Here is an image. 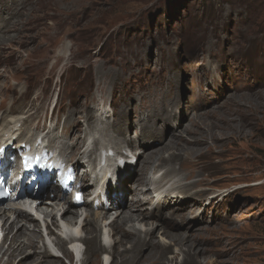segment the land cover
<instances>
[{
	"label": "rangeland",
	"instance_id": "rangeland-1",
	"mask_svg": "<svg viewBox=\"0 0 264 264\" xmlns=\"http://www.w3.org/2000/svg\"><path fill=\"white\" fill-rule=\"evenodd\" d=\"M8 109L27 115L33 129L56 125L55 142L106 123L95 153L101 141L115 157L120 144L131 145V154L122 151L137 173L124 188L127 204L144 169L136 142L153 143L146 153L154 159L195 120L222 131L237 119L244 137L201 165L213 183L236 180L203 188L210 194L190 222L163 226L190 236L189 264H264V0H0V112ZM71 161L77 171L82 167ZM43 248L40 241L36 250ZM141 250L148 254V247ZM172 255L178 256L166 254Z\"/></svg>",
	"mask_w": 264,
	"mask_h": 264
},
{
	"label": "bare ground",
	"instance_id": "bare-ground-1",
	"mask_svg": "<svg viewBox=\"0 0 264 264\" xmlns=\"http://www.w3.org/2000/svg\"><path fill=\"white\" fill-rule=\"evenodd\" d=\"M234 119L229 120L227 129L222 131L203 125L201 121L191 122L189 132L185 131L180 134L179 138L178 135H172L166 146V153L171 155L167 159L165 158L166 153L154 159L150 158L151 151L150 154L146 152L151 149H147L149 144L153 143L145 139L135 141L136 144L142 143V152L140 150L138 152L144 158L142 160L138 157L136 162L143 161L140 167L144 164V169L142 167L139 170L138 179L132 183L133 188L129 194L131 201L127 204L123 202L124 188L127 186V182L132 181V178L135 177L133 176L134 171L130 172L131 167L135 165L125 161V167L122 169L117 166L116 162L118 158L128 159L122 151L131 154V145H128L129 143L120 144L119 152L116 153L119 157L109 158L107 156L102 163L99 157L100 151L98 149V155H96L97 152L94 151L96 146L94 145L100 143L101 135L104 136L108 129L105 122H103V124L105 123L103 127L93 128L91 131L93 136L90 131H87L86 135L84 130L87 127L84 126V130H79L80 134L76 136V140L75 136L71 135L73 139L71 137L55 142L52 136L57 130L56 125L48 131L40 129L39 126L37 129H33V124L27 125L30 121L27 115L13 114L11 109H8L6 113L0 112V147L10 146L12 143V148L9 147L8 152H13V149L16 154V146L32 147L37 143L40 144L37 148H46L50 158L56 161L70 165L72 164L71 159L76 160L78 164L79 161H82V168L76 172L80 176L76 183L80 184L81 188H90L85 192L86 196L81 206L71 203V195L69 197L59 196V192L54 186H48L38 196L30 195L35 198V201H38L34 210L31 207L21 209L13 201L4 200V205L0 207V226L3 225L0 233L4 234L3 242L0 244V264H63L64 262L55 249L61 251L71 261V264H74L72 262L74 250L66 248L63 236L84 245L85 250L80 264H102L101 256L104 261L108 260L109 264H167V261L169 264H177L178 257L182 256L181 264H189L194 256L191 246L186 245L190 236L187 238L186 235L180 233H171L168 227L163 226V222L174 219L190 222L189 215L198 207H202V199L210 194V190L203 188L216 187L221 183L236 180L228 176L213 183L211 177L204 178L207 169L201 168L206 158L214 157L216 154L224 155L233 144H237L239 138L244 137L245 128L240 127L239 121ZM67 130L66 124H63L60 133L67 136ZM140 131V138H142L144 133L142 129ZM86 138H90L88 141L91 139L92 141L88 144ZM117 140L119 139L114 141L116 146ZM109 144H104L101 141L99 148L107 151ZM76 147L78 149L72 153ZM185 162L187 164H185L184 170L178 171L173 167L175 164L180 165ZM86 164L93 167V170L88 171L84 167ZM226 167L223 172L227 173L231 168ZM165 168L169 169L168 174L161 178L158 177L160 171ZM95 171L98 174L96 176H100L99 183L92 182L91 175ZM108 174L109 179H107ZM134 174H137L136 170ZM146 175V179L140 184L139 179H143ZM172 176L176 178L168 184ZM85 178L89 179L88 183H84ZM89 182L92 184L90 185ZM98 185L100 187L97 192ZM138 191L142 195L135 201V197L138 198ZM99 192H101V197ZM120 194H122L121 197H119ZM159 196L162 197L159 199ZM167 199L169 200L166 201ZM217 199V197L214 198V200ZM95 201L98 202L96 205H94ZM157 201L158 203L160 201L159 207ZM211 205L213 204H207V207ZM170 207L172 209L169 210ZM147 208L149 213L146 212ZM187 208H191L189 213L186 211ZM163 211L166 212V215ZM155 213L165 216H157ZM43 221L51 222L48 223L49 235H55L52 226L58 227L61 231V236L56 237L52 246L46 242ZM62 222L68 226V229L62 226ZM190 230L191 227L187 228L186 234ZM12 231L17 233L13 234L14 236L11 235L12 237L9 239ZM74 234H80L81 239L75 238ZM155 236L158 238L157 242L153 240ZM6 241H9L8 245ZM40 241L44 248L36 250ZM107 243L110 245L107 246ZM126 245L129 247L127 248ZM145 246L148 247V254L143 256L141 248ZM173 251L178 256H166L168 252Z\"/></svg>",
	"mask_w": 264,
	"mask_h": 264
}]
</instances>
